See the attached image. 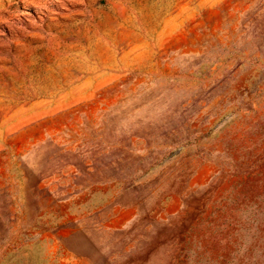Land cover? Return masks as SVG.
I'll return each instance as SVG.
<instances>
[{
    "label": "rangeland",
    "instance_id": "rangeland-1",
    "mask_svg": "<svg viewBox=\"0 0 264 264\" xmlns=\"http://www.w3.org/2000/svg\"><path fill=\"white\" fill-rule=\"evenodd\" d=\"M0 264H264V0H0Z\"/></svg>",
    "mask_w": 264,
    "mask_h": 264
}]
</instances>
